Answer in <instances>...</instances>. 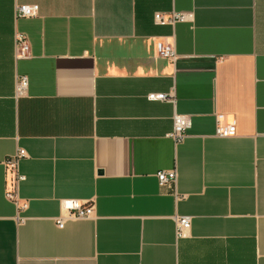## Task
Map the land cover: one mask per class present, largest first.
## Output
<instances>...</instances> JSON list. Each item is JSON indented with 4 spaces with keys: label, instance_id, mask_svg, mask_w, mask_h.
I'll return each mask as SVG.
<instances>
[{
    "label": "crops",
    "instance_id": "1",
    "mask_svg": "<svg viewBox=\"0 0 264 264\" xmlns=\"http://www.w3.org/2000/svg\"><path fill=\"white\" fill-rule=\"evenodd\" d=\"M0 264H264V0H0Z\"/></svg>",
    "mask_w": 264,
    "mask_h": 264
},
{
    "label": "built area",
    "instance_id": "2",
    "mask_svg": "<svg viewBox=\"0 0 264 264\" xmlns=\"http://www.w3.org/2000/svg\"><path fill=\"white\" fill-rule=\"evenodd\" d=\"M39 14L38 5H20L16 8V16L17 18H32L36 17ZM188 18L183 15H173L172 18L166 20L162 14H155V22L159 25H167L174 24L175 22H184ZM16 47H17V56L19 58H28L30 46L29 42L23 34H17L16 36ZM156 52L158 57L162 59L169 60L170 62L176 61V54L173 51L172 47L166 45L164 43L156 44ZM28 88V80L26 77H18L16 93L17 96H22L26 93ZM148 100L150 101H165L174 103L175 98L174 94H149ZM223 120V116H217V132L216 135L219 137H232L237 133L236 126L234 124L229 126H221L220 122ZM191 127V120L188 116L175 114L173 117V131L169 134V138H171L174 142L179 143L185 137V132L187 129ZM25 154L23 151H20L16 156L9 158L6 161L7 170L14 175V182L17 183L23 180V177L17 174V162L20 158L24 157ZM157 178L160 186H166L176 180L175 171H160L157 174ZM6 197L13 201L17 202V194L16 191H7ZM27 205H23L22 209H25ZM62 208L67 213L68 218L73 220L79 219H88L92 218L95 214V210L93 205L90 203H82L75 200H64L62 202ZM178 222V231L179 235L182 234L183 230L189 227V219L188 218H179ZM59 228L64 227L63 220H58Z\"/></svg>",
    "mask_w": 264,
    "mask_h": 264
}]
</instances>
